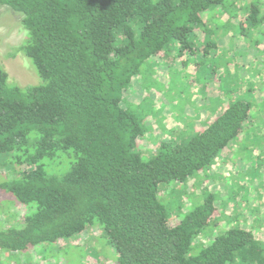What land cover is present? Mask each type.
Returning <instances> with one entry per match:
<instances>
[{
    "label": "trees",
    "instance_id": "obj_1",
    "mask_svg": "<svg viewBox=\"0 0 264 264\" xmlns=\"http://www.w3.org/2000/svg\"><path fill=\"white\" fill-rule=\"evenodd\" d=\"M255 5L0 0L21 17L26 38L19 51L39 80L26 88L11 85L0 63V198L8 193L24 211L12 223L1 217V255L26 264L25 253L53 246L55 256L60 241L96 228L117 264H264L257 207L245 208L252 225L241 226L235 217L223 229L214 215L218 197L205 188L199 197L190 195L189 207L161 202L168 184L185 191L190 180L209 181L225 151L232 164L242 157L260 162L264 96L257 103L253 90L230 80L227 105L202 129L187 133L188 127L161 140L148 157L138 148L145 117L126 99L134 79L160 58L185 57L183 66L191 62L215 74L216 50L225 41L248 44L264 63V14ZM250 167L245 175L259 171ZM238 184H228L233 203L247 188ZM201 236L207 242H197Z\"/></svg>",
    "mask_w": 264,
    "mask_h": 264
},
{
    "label": "rangeland",
    "instance_id": "obj_2",
    "mask_svg": "<svg viewBox=\"0 0 264 264\" xmlns=\"http://www.w3.org/2000/svg\"><path fill=\"white\" fill-rule=\"evenodd\" d=\"M251 3L258 4L264 14V0H241V4L245 7H249ZM20 19L19 15L7 7L0 6V63L11 85L26 88L38 84L39 80L34 66L19 51V47L26 38ZM252 39L255 40L256 37ZM240 42L235 43L233 47L229 46V41L218 45L215 54L218 70L215 74L204 68L195 69L191 62L183 66L185 57L180 59L174 56L166 60L158 59L145 70L142 77L134 79L135 84L129 89L126 99L127 105H132L145 117L144 126L147 129L145 136L138 144L140 151L147 154L143 155L144 157H148V153L154 150L161 140L175 139V134H182L181 132L188 127L187 133L193 132V129L195 131L202 129L213 118L212 112L216 108L227 105L230 80L232 85H240V89L243 86L245 92L253 90L257 103L262 102L264 63L258 61L257 50ZM258 71H261V74H258ZM261 150L264 152V145L261 146ZM228 154L229 151H225L211 167L209 181L202 183L203 180L199 182L190 180L185 191H182L184 186L179 183L168 184L170 186L165 194L166 197L164 200L161 199V202L169 209L189 207L190 195L194 194V198L199 197L201 189L205 188L218 197L214 215L220 217L221 228H228V225H231L229 222L236 223L237 221L233 220L235 217L238 218V224L241 226L252 225L254 217L250 216L245 208L253 206L257 207L261 213L262 219L259 218L261 221L258 224H263L264 155L260 162H254L259 163L256 165L250 161L248 163V159L243 157L232 164L227 160ZM252 164L259 171L256 173L250 170L248 175H245L244 169H247L249 165L252 167ZM0 172L4 171L0 170ZM2 178L0 173V181ZM232 181L247 187L244 189L245 194L240 192L236 196L235 203L231 200L233 197H230L231 188L228 185L230 183L231 186ZM233 186L235 187V184L231 187ZM3 194H6L8 198H0V221L3 217L9 218L7 222L12 223L15 216L20 218L24 211L11 195L6 192ZM244 216L246 220L243 219ZM259 225L258 227L263 226ZM2 226L7 227L6 220ZM197 242H207V239L201 236ZM57 247L60 249L55 256H53L54 250L51 249L54 248L53 246L45 247L48 249L39 251V254L34 251L35 254L27 256L25 253L23 262L26 264H117L115 250L108 244L105 237L101 238V232L96 228L85 231L67 242L60 241ZM2 255L0 253V264L15 263L12 258L5 257L4 253Z\"/></svg>",
    "mask_w": 264,
    "mask_h": 264
}]
</instances>
